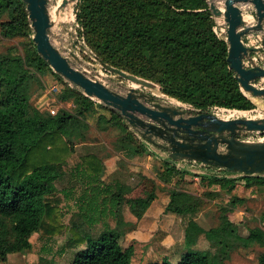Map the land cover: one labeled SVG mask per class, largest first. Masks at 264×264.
<instances>
[{"label":"trees","instance_id":"16d2710c","mask_svg":"<svg viewBox=\"0 0 264 264\" xmlns=\"http://www.w3.org/2000/svg\"><path fill=\"white\" fill-rule=\"evenodd\" d=\"M4 15L7 19L1 20ZM76 16L87 45L110 69L154 81L163 93L192 105L194 111L255 108L229 68V45L215 32L208 0H79ZM0 20V36L34 35L23 0H0ZM38 73H51L64 83L59 101L71 102V109L62 107L51 114L31 103L34 84L43 87ZM98 107L107 106L54 72L34 42L24 55L0 53V260L28 251L35 233L52 238L67 228L61 221L57 182L64 179L65 165L74 153L70 139L82 137L89 115ZM107 109L110 116L98 115L101 130L118 128L124 138L131 136L127 141L134 146V156L149 154L151 150L134 135L122 114ZM164 165L163 183L178 178L165 211L187 221L184 244L188 250L177 260L165 255L161 261L144 264H226L236 249L264 247V227L251 228L244 235L239 223L229 217L241 199L223 205L219 222L206 229L195 219L202 199L180 187L188 175L200 177L204 185L230 189L238 178L211 170L212 174L191 172L169 159ZM104 168L99 157L86 155L71 171V178L81 185L61 190L96 232L84 235L70 227L71 236L61 250L73 251L70 264H134V246L123 247L120 239L136 228L156 200V186L131 197L129 184L104 181ZM243 177L264 187L263 175ZM125 206L136 222L125 218ZM97 224H102L100 230L95 229ZM202 236L215 250L196 247ZM258 264H264V252L258 255Z\"/></svg>","mask_w":264,"mask_h":264},{"label":"rangeland","instance_id":"374dc122","mask_svg":"<svg viewBox=\"0 0 264 264\" xmlns=\"http://www.w3.org/2000/svg\"><path fill=\"white\" fill-rule=\"evenodd\" d=\"M62 1L49 0V7H52L51 10L49 8L51 14H54V8L57 7L55 8L57 9V15L53 18L50 14L52 25L49 29V34L53 44L64 56L71 59L72 65L75 68L85 72L89 77L105 84L112 90L126 94L130 88L135 87L134 82L121 77L117 72H113L112 69L99 59L85 41L80 26L77 23L76 10L79 0H69L68 5L72 4L71 15L73 20L68 15L64 16L65 8L61 7ZM244 14L248 25L255 26L257 24L255 10L251 5L244 7ZM213 16L215 20L214 29H217L218 36L226 38L227 23L224 17ZM7 17V15H4L1 20H6ZM263 36L264 30H252L244 36L246 45L259 48L258 51L250 54L251 58L245 60L247 66L258 65L264 67ZM32 42H34L33 35L18 37L0 36V53L9 52L15 55H24L25 50ZM38 74L43 87L38 83L34 84L35 92L31 103L42 111L54 109L55 112L51 111V114H56L62 107L71 109V102L64 103L59 101V94L64 87V83L51 73ZM148 81L153 83L152 87H144L137 84L138 86L135 88H138L140 92L150 97L159 98L167 104L194 109L192 105L163 93L158 83L151 80ZM254 83L257 87L264 88V78L257 79ZM248 96L251 100L255 98L249 93ZM257 98L262 100L263 106L260 107L261 105L259 106V104L253 101L255 108L247 110V115L261 118L264 117V97ZM95 100L106 106L99 100ZM107 107H98L96 112L89 115V126L82 130V137L70 139V142L74 146V153L65 165L66 174L64 179L57 182V193L62 198L59 203L62 212L61 221L67 228L64 232L52 238H41L39 233L33 234L31 237L32 246L28 251L10 254L6 260H0V264H70L73 251L67 250L61 253L67 238L71 236L70 227L74 226L84 235H94L96 233L94 228L92 229L87 226L82 218H80L73 201L65 200L64 194L61 192L63 188L81 185L80 183L76 184L75 180L71 178V171L88 154L96 155L105 165L103 173L104 181L108 183L117 180L123 184H129L133 188V191L129 194L131 197L142 195L144 190L151 189L154 184L156 186V200L151 204L147 213L136 223V228L129 231L120 239L123 247L134 246V264H144L155 260L161 261L165 255L170 256L173 260H177L188 250L184 244L187 221L176 214L165 211L170 200L169 191L178 178L175 177L170 184H165L162 182L160 176L164 172V161L166 159L173 160L168 156L166 151L153 145H147L145 141L144 143L151 150L149 154L134 156V146H132V142L127 141L131 136L124 138V135L115 127L101 130L98 126V115L106 114L110 116ZM212 112L218 113L214 110ZM219 114L221 117H226L231 112L220 110ZM240 117L245 116L241 115ZM130 129L132 130L131 127ZM132 131L134 135L141 138L135 130ZM240 137L246 141H260V139L264 138V132L243 130ZM179 167L200 174H212V172L200 168L197 163H190V161L180 164ZM223 173H220L219 176L225 175L230 178H238L233 188L230 189L227 185L207 186L201 183L200 177H191L189 175L180 183L182 189L189 190L202 199L195 219L206 229L215 226L219 222L222 206L238 197L241 201L238 202L235 208H232L229 217L234 222L239 223L241 233L246 235L251 228L264 227V187L250 183L249 179L243 177L245 176L243 173ZM256 175L264 176V173ZM124 215L127 220L136 222V217L132 215L127 206L124 207ZM111 222L115 225L114 220H111ZM96 228L100 230L102 224H97ZM196 247L215 250L205 236L200 238ZM262 252H264V247L261 246L236 249L225 263L258 264V255Z\"/></svg>","mask_w":264,"mask_h":264},{"label":"water","instance_id":"95a60500","mask_svg":"<svg viewBox=\"0 0 264 264\" xmlns=\"http://www.w3.org/2000/svg\"><path fill=\"white\" fill-rule=\"evenodd\" d=\"M23 2L27 5L37 51L54 72L82 89L90 98L120 112L143 140L167 151L173 161H191L205 171L211 170L217 174L228 171L245 175L264 173V141H246L240 137L243 130L264 132V117L224 119L212 111L200 112L191 107L167 104L135 87L130 88L126 94L116 92L75 68L71 59L53 44L49 34L52 25L49 0ZM220 2H223V8L218 4ZM68 4L69 0H63L61 7ZM209 5L213 15L223 16L227 23V61L241 89L247 96L249 93L253 97H264V88L254 83L264 78V67L247 66L245 62L259 48L244 42V36L250 31L264 30V0H211ZM249 5L255 10V26L248 25L245 20L244 7ZM112 71L138 85L153 86L152 82L137 75L117 69Z\"/></svg>","mask_w":264,"mask_h":264},{"label":"bare ground","instance_id":"6f19581e","mask_svg":"<svg viewBox=\"0 0 264 264\" xmlns=\"http://www.w3.org/2000/svg\"><path fill=\"white\" fill-rule=\"evenodd\" d=\"M222 8H223V2H220V3H218ZM71 5L72 4H70V5H67V7H64L65 9H64V12L65 13H63L64 14V16L65 15H68V17L71 19V20H73V18H72V15H71V12H72V7H71ZM50 8V7H49ZM52 8V7H51ZM51 8H50V10H51ZM55 8H57V7H55ZM54 8V14H51V12H50V14L52 15V17L54 18L56 15H57V9H55ZM63 12V11H62ZM62 15V14H61ZM62 17V16H61ZM64 20V19H63ZM251 20V19H250ZM56 21V20H55ZM70 21V20H69ZM253 21V20H252ZM134 86L135 87H137L138 85L136 84V83H134ZM255 102L257 103V104H259V106L260 107H262L263 106V104H262V100L260 99V98H257V97H255ZM224 109H222V111H223ZM227 111H229V112H231V114H229L228 116H226V117H221L220 116V114H217L219 117H221V118H224V119H231V118H237V117H240L241 115H243V116H245V117H248V118H254V117H250V116H248L247 115V113H248V111L247 110H236V109H232V110H227Z\"/></svg>","mask_w":264,"mask_h":264},{"label":"built area","instance_id":"2783aa9c","mask_svg":"<svg viewBox=\"0 0 264 264\" xmlns=\"http://www.w3.org/2000/svg\"><path fill=\"white\" fill-rule=\"evenodd\" d=\"M215 32H216L217 35H218V32H217V29H216V28H215ZM222 109H224V110H232V109H227V108L215 107V108L212 109V111L214 110L215 112H218L217 114H219V111L222 110ZM51 111H52L53 113L55 112L54 109L51 110ZM260 141H264V138L260 139Z\"/></svg>","mask_w":264,"mask_h":264},{"label":"crops","instance_id":"0c3cea01","mask_svg":"<svg viewBox=\"0 0 264 264\" xmlns=\"http://www.w3.org/2000/svg\"><path fill=\"white\" fill-rule=\"evenodd\" d=\"M252 101H255V98H252ZM133 130V129H132ZM136 132V131H135ZM143 141H145V140H143ZM146 142V141H145ZM147 143V145H150V146H152V144H150V143H148V142H146ZM154 146V145H153ZM165 151V150H164ZM167 152V151H166ZM168 154V153H167ZM169 156V155H168ZM187 160H180V161H174L176 164H177V166H179L180 164H182V163H185ZM190 163H192L191 161H190ZM147 213V212H146Z\"/></svg>","mask_w":264,"mask_h":264}]
</instances>
